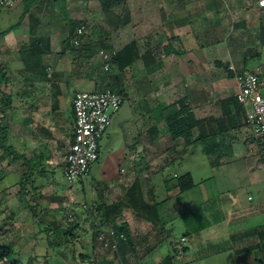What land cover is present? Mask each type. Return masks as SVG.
Returning a JSON list of instances; mask_svg holds the SVG:
<instances>
[{"label":"crops","instance_id":"obj_1","mask_svg":"<svg viewBox=\"0 0 264 264\" xmlns=\"http://www.w3.org/2000/svg\"><path fill=\"white\" fill-rule=\"evenodd\" d=\"M52 1L41 11L47 18L40 16L44 20L35 28L36 37L50 39L47 45H40L46 48L39 56L38 73L29 72L20 53L21 45L31 41L29 22L24 24L29 21L27 17L0 42L4 43L0 45V66L7 76L5 87L9 91L3 93L11 97L16 116L12 119L16 123L15 134L10 126L9 141L28 162L13 163L21 162L23 167L27 164V173L30 170L34 175L42 168L55 175L53 166H61L63 173L60 160L73 141L74 98L81 91L105 89L107 74L99 51L114 47L117 56L110 72V86L125 97L124 103L129 101L131 111L126 118H113L110 132L119 134L129 151L109 152L93 204H127L129 207L113 224L126 225L129 239L121 243L117 253L95 256L96 242L92 238L83 246L84 256L89 259L81 262L160 264L174 254L175 241L170 243V252L164 249L169 245L166 238L172 237L165 233L168 224L176 218L184 220L187 212L180 207L179 199L185 192L180 189L179 179L188 176L194 184L195 180L191 166L183 175L169 173L162 178L164 193L157 195L155 182L159 174L173 165L189 162V156L203 155L216 171H245L254 182L264 179V150L246 125L243 107L236 98L237 84L227 68L233 62L238 69L258 71L264 81V67L249 66L262 55L264 8L258 1L253 7H244L245 0H230L232 12L219 0H128L129 7L126 0L129 21L108 42H100L98 34L92 32L104 18L98 0L101 15L93 25L89 0H67L59 8L63 16L55 14ZM70 20L84 21L87 34L71 41ZM181 101L187 102L197 121L188 139H174L163 117L166 108L178 106ZM261 191L263 199L236 210L238 215L231 214L228 206L211 204L213 213L219 214V226L208 220L200 226H188L183 234L187 242L181 248L188 251L182 257L198 249L197 258L202 259L215 247V253L229 252L239 264H252L248 250L257 248L260 240L249 233L264 228V189ZM237 193L231 204L239 201ZM142 202L157 209L159 225L134 210ZM225 212L226 216L222 215ZM242 218L248 222L246 228L234 231L230 225ZM205 245L209 247L203 248ZM256 258L261 259L260 255ZM261 261L259 264L264 263V259ZM174 264H184L183 258L175 259Z\"/></svg>","mask_w":264,"mask_h":264},{"label":"rangeland","instance_id":"obj_2","mask_svg":"<svg viewBox=\"0 0 264 264\" xmlns=\"http://www.w3.org/2000/svg\"><path fill=\"white\" fill-rule=\"evenodd\" d=\"M89 1L88 5L90 10H92L94 18V21H92L93 25L100 17L101 12L96 0ZM236 1L239 2V0ZM256 1L258 0H245L244 7H253ZM219 2L223 6L229 7V10L232 12L230 0H219ZM128 5L129 2L127 0ZM236 5H239V3H236ZM18 6L19 0H17L16 7L9 9V12L0 8V32L17 23L20 16ZM38 15L40 22H43L46 15L41 12ZM40 16H43L44 19H40ZM27 18L29 19L28 16ZM28 22V31L30 32L32 24L30 19L29 21L26 20L24 24ZM38 25H35L34 28H37ZM260 50L262 51L261 57L254 58L249 63L250 67H253V65L264 67V46ZM108 77L112 84V73ZM108 77L105 75L106 83ZM1 92L9 91L3 85ZM13 99V104L16 105L15 94H13ZM12 107L11 104V108L7 110L6 118L1 120L4 123L8 122V125L13 127L15 134L16 123L15 121L12 122V119L15 120L16 116L15 108L13 109ZM130 107L129 101L124 103L120 112L114 117V120L117 116L122 118L128 117L131 111ZM10 109L14 110L13 114ZM0 118H2L1 112ZM111 125L100 141L101 156L92 165L91 173L69 184L64 178L61 166H53L56 171L55 175L52 176V171H48L46 175L50 180L47 183L44 182L45 184L42 182L44 184L41 189L42 196L36 200L33 199L30 190H28L31 185L27 187V194H22L20 191V183L23 175L27 174L29 167L26 164L23 167L21 162H11L10 158L3 156L0 149V172L3 173V175H0V243L6 252L17 253V256L12 261H2L0 264H29L31 259L36 264H82L79 257L84 256L86 253V250L83 251V246L88 244L92 238H95L97 227L100 225V218L95 216L93 203L99 191L97 185L103 178L102 172L105 168L104 162L106 157L109 152L118 149H124L126 152L129 151L125 149L124 141L119 134H111ZM13 145L17 147L16 144ZM189 157V162L186 161L182 165H173L168 168L167 172L159 174L156 177L155 189L157 195L164 193L162 190V178L169 175V173L176 172L183 175L188 171L187 168L191 166L195 180V188L192 191L185 192L179 199L180 203H182L180 205L181 210L183 212L187 211L184 220L176 218L168 224L169 228L167 230L174 229V232H172L171 238H166L169 242V245L164 247L167 251L166 253L170 252V243L172 241H175V243L181 242L188 226H200L207 223V220L212 223L211 225L219 226V214L213 213L214 207L211 204L228 206L231 214H233L236 210L239 211V209L256 205L263 199L261 197L263 191L261 190L264 189V179H260L259 182L255 181V183L245 171H236L233 174L227 171L228 169L216 171L210 166L205 156L195 155ZM39 179L37 177L38 184L41 183ZM246 183H249V187L246 186ZM235 192H238L240 203L239 201H235V204H231L232 198L235 197ZM210 198H214V200L211 201ZM249 198L253 201H250ZM33 206H37V216L32 212L31 207ZM239 213L235 214L238 215ZM222 215L226 216V212L225 214L222 213ZM227 223L225 222L224 224ZM247 223L242 218L230 225V227H233L234 231L244 230ZM251 223L249 224L251 225ZM219 240L221 241L222 239ZM208 247L209 245H205L203 248ZM95 248V256H99L102 252H108L102 251L97 246ZM215 249L214 247V252L204 254L202 259L197 258L200 256L197 249L195 252L188 253L186 257H182L183 262L184 264H239L229 252L215 253ZM254 251L257 254L256 257L260 255L261 259H264V255L259 253L256 248Z\"/></svg>","mask_w":264,"mask_h":264},{"label":"trees","instance_id":"obj_3","mask_svg":"<svg viewBox=\"0 0 264 264\" xmlns=\"http://www.w3.org/2000/svg\"><path fill=\"white\" fill-rule=\"evenodd\" d=\"M67 0H53L52 3L54 4L53 11L55 14L57 13L60 16L63 14L59 13L60 6L65 3ZM100 7L103 13V20L98 24L97 30L92 28V32L97 33L100 39V42H108L110 37L116 33L119 28L125 25L129 21V13L128 10L125 9L126 0H98ZM49 5V0L41 1V0H19L18 11L20 13L19 20L16 24L11 25L6 30L0 32V40L3 39L8 33L12 32L13 30L19 28L21 26L22 21L28 16L30 21L32 22L30 27V34H31V41L29 43H24L20 47L21 58L25 64H27V69L30 70L29 72L38 73V68H40V55L44 52L46 45L48 44V39H44L43 37H36L35 36V25H37L40 20L38 19V14L43 11ZM0 8L9 12V8H4L0 5ZM12 12H15L11 10ZM11 12V13H12ZM84 21H69V39L75 40L78 36V27H80ZM41 44H46L43 48L40 47ZM108 46V45H107ZM128 48H126V51ZM119 57V56H118ZM118 59V58H117ZM30 65V67H29ZM32 65V66H31ZM127 65V64H126ZM124 66H121L123 69ZM39 75V74H38ZM37 76V74H36ZM7 76L0 66V112L2 114V118H0V149L2 150L3 156L10 158L11 162H16L19 160L26 161V157L10 145V126L7 123L2 121L7 116V110L10 108L11 104V97L6 93L1 92V87L7 84ZM163 117L166 120L168 125L169 131L174 139L184 137L188 139L193 129L197 125V121L193 114L192 109L187 104L186 101L179 102V105L176 104L170 105L163 111ZM2 119V120H1ZM27 165V164H26ZM47 173L44 171V168L40 169L37 174H33L29 172L23 177L20 183V191L22 194H27V187L31 185L30 192L34 200L42 196L41 189L43 185L49 182V178L46 175ZM0 175H3L0 172ZM54 176V173H52ZM37 177L41 180V183H37ZM44 184H43V183ZM179 186L182 192H188L194 189L195 184L192 179L188 176H183L179 179ZM129 207L125 203H116L110 206L105 205L101 202L97 206L94 204L95 216L99 217V224L98 227L108 228L107 225H114L112 229H115L118 233H124L128 237V229L126 225H116L113 224L115 220L120 216V213L123 209ZM134 210L139 214L141 217H147V219L152 222L153 225L160 224V218L157 213V209L150 207L146 203H140L133 207ZM32 212L35 216H37V206L31 207ZM143 212V213H142ZM97 227V228H98ZM263 231V232H262ZM255 230L252 234L249 233V236H258L259 237V244L257 245L256 250L259 253L264 252V228L263 230ZM129 239V237H128ZM184 244H182V247ZM255 249L251 248L248 250L250 252V258H252V264L261 263V259H255ZM188 248L184 247L182 253H186ZM17 256L16 252H6L5 248L0 243V262L2 261H12ZM88 257L80 256L79 260L82 262L88 261ZM175 256L174 254L168 255L160 264H174ZM255 261V262H254ZM29 264H36L33 259L29 261ZM93 264H99L98 262L92 261ZM48 264V263H44ZM250 264V263H249Z\"/></svg>","mask_w":264,"mask_h":264},{"label":"built area","instance_id":"obj_4","mask_svg":"<svg viewBox=\"0 0 264 264\" xmlns=\"http://www.w3.org/2000/svg\"><path fill=\"white\" fill-rule=\"evenodd\" d=\"M258 3L264 8V0H258ZM0 5L12 9L16 7L17 0H0ZM87 32L86 25L78 29L79 37L85 36ZM79 43L78 40L75 41L76 45ZM99 56L108 77L117 50L114 47L110 50L101 49ZM227 68L236 81V98L243 107L246 125L252 131L257 144L264 150V81L258 71L238 69L233 62ZM106 85L103 91H81L74 98L73 141L61 160L63 175L69 184L89 175L92 165L99 159L100 141L124 105L125 97L113 91L109 77ZM127 241V235L118 233L115 229L98 227L96 230V246L102 251L117 253L121 243ZM185 242L186 238L183 237L181 242L174 244L176 260L182 258L181 248Z\"/></svg>","mask_w":264,"mask_h":264},{"label":"water","instance_id":"obj_5","mask_svg":"<svg viewBox=\"0 0 264 264\" xmlns=\"http://www.w3.org/2000/svg\"><path fill=\"white\" fill-rule=\"evenodd\" d=\"M166 233H167V236H169V237L172 236V230H167Z\"/></svg>","mask_w":264,"mask_h":264}]
</instances>
